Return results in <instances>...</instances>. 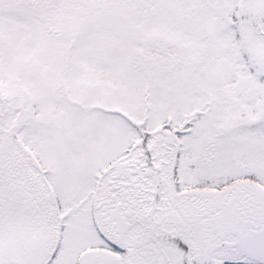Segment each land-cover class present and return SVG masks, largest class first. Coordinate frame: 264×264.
<instances>
[{"label": "snow or ice", "instance_id": "snow-or-ice-1", "mask_svg": "<svg viewBox=\"0 0 264 264\" xmlns=\"http://www.w3.org/2000/svg\"><path fill=\"white\" fill-rule=\"evenodd\" d=\"M0 264H264V0H0Z\"/></svg>", "mask_w": 264, "mask_h": 264}]
</instances>
